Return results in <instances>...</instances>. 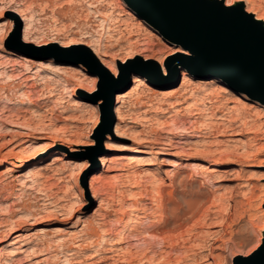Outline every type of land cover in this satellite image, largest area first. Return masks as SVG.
I'll return each mask as SVG.
<instances>
[{"label":"rangeland","instance_id":"1","mask_svg":"<svg viewBox=\"0 0 264 264\" xmlns=\"http://www.w3.org/2000/svg\"><path fill=\"white\" fill-rule=\"evenodd\" d=\"M234 3L264 16V0ZM132 5L131 0H0V107L8 105L0 108V246L14 238V229L29 243L20 260L8 258L6 264H38V259L59 264L66 257L69 264H128L131 252L137 259L165 255L169 264H235L264 243V103L215 75ZM69 38L81 50L59 59ZM105 45L110 55L101 56L109 63L124 53L139 64L115 76L94 51ZM142 47L150 58L139 53ZM184 71L194 81L185 86ZM205 76L225 82L208 93L197 82ZM78 81L83 86L74 91ZM77 93L90 98L77 101ZM117 107L125 112L122 120ZM174 121L187 132H172ZM136 136L151 141L141 160L127 165L119 178H107L101 156L136 152L145 145ZM169 136L188 151L199 145L215 155H186L181 146L154 143ZM40 149L45 153L35 154ZM193 159L201 161L197 170L189 166ZM206 165L209 171L220 169L209 182L201 172ZM225 167L232 171L223 172ZM94 177L97 199L90 190ZM159 188L170 205L176 188L200 189L204 208L214 216L205 224L197 222L199 216L182 218L185 231L173 248L150 241L105 250L110 245L101 243L104 231L117 237L137 206L143 204L146 213L158 209Z\"/></svg>","mask_w":264,"mask_h":264},{"label":"bare ground","instance_id":"2","mask_svg":"<svg viewBox=\"0 0 264 264\" xmlns=\"http://www.w3.org/2000/svg\"><path fill=\"white\" fill-rule=\"evenodd\" d=\"M234 4H233V6H230V7L236 8V11L238 13H246V14L251 15L255 21H257L258 23H260L264 27V16L259 15L258 13L255 12V10H253L251 8H246V7H242L239 5L235 6ZM95 12H96V16H100V10L99 9H96ZM18 13L21 14L22 16L24 15L20 12H18ZM24 16H26V15H24ZM23 18L25 19V17H23ZM1 25H3V24H1ZM30 37H31V30L29 27V23H26L25 29H24V41H28ZM85 44H88V43L85 42ZM61 47H62V49L58 50V58L59 59L68 60V59H70L71 54H74V53L79 52L81 50V47L79 46L78 42L73 40L72 38H69V39L65 40L64 42H62ZM127 48H128L129 52L134 51L135 45L133 44L132 41H130V40L128 41ZM43 49H45V48H42V50ZM148 50L149 49L147 47H142V48L138 49L139 53L143 54L144 58H146V59L150 58L149 54H151V53L146 52ZM175 50L176 51H185V50H182L180 48H176ZM94 51H95L96 55L100 58V61L104 65V67H107L115 76L121 75V68H129V67H133V66L135 67L139 64L138 61L130 60L129 56H127L124 53L119 54V56L115 59V61H113L112 63H109L103 56H101V55H104V56L110 55V51H109L107 45H105V47L97 46L94 49ZM160 63H161V67L165 70L164 72L166 73L167 69L165 68V65L163 64V62L161 60H160ZM169 74H171L173 77H175V72H170ZM80 79L78 78V80H80ZM134 80L139 81L140 78L137 76V77H135ZM190 81L194 82L188 76L186 71H184L183 85L184 84L186 85ZM223 81L224 80L216 79V78L214 79L212 77H206L205 76L203 78H200L197 82L202 84L201 85L202 91L210 93V92H212V90H214L217 86L220 85L219 82H223ZM169 82L170 81H163V82L161 81V83H163V84H168ZM73 86H74V91H75V89H78L79 87H81L83 85H82L81 81H78ZM88 98H90V96H87L83 93H77L75 100L84 101V99H88ZM7 100L11 101L10 99H7ZM6 102L7 101L3 102V104L0 107L1 109L8 107ZM116 111L118 114L117 115L118 119L122 120L123 117L125 116V112L122 110L121 107H117ZM43 129L44 128H42V131L47 130V129H45V130H43ZM169 129L172 132L174 131L175 133H177L178 131L187 132V129H186V127H184L183 124H180V123L175 122V121L172 122V125L169 127ZM236 134H240V132L238 131ZM196 136L200 137L201 135L199 133H196ZM134 139H136L137 141H139L145 145L138 147V150L136 152H131L128 154H123V155L122 154L117 155L116 156L117 159H115L114 156L109 155V154H104L101 156L100 159H101L102 165L107 166V169H106L107 173L105 174V176L107 178H113V179L119 178L118 177L119 172L126 170L127 165H133L135 163H138L141 160V158L143 157V153H145L147 151V147L149 145L147 142H151V141H150V139H147V138L145 139L144 137H141V136H136ZM157 139H154V143L161 144L162 148L178 149L181 146V152H184V154H186V155L214 156L215 152H216V151L210 150L208 147L199 146V145H195V146L190 145L188 147V148H190V151H188L187 149L182 147V145H179L177 143V141H179V140H173V137H171V136L164 138L161 141L157 140ZM188 142H197V141L193 140V139H189ZM126 148L131 149L133 147L131 145H129V147H126ZM44 150H46V149L37 150V151H35L36 152L35 154L40 155L42 152H44ZM185 158H188V157L185 156ZM226 158H231V157L229 155H227ZM110 163H113V164H110ZM199 165H201L200 159H193V161H191L189 166L191 169L197 170L199 168ZM207 166L208 165H206V167L204 169H202L201 172L204 175V179L209 182L211 180V177L214 175L212 173L218 172L220 169L218 167H214L213 169L211 168L209 171L210 167L209 166L207 167ZM230 170H231V168H229V167H225L222 169V171L225 173L230 172ZM130 172H132V173L135 172V168H131ZM182 172H181L180 181H182L183 177H184ZM19 175H22V174H19ZM185 182H186V180H185ZM119 186H120V183H119V181H117L116 185H115V189L116 188L118 189ZM90 190H91L92 196L95 199H97L100 196L99 195L100 194L99 189L96 186L95 177L92 178V180H91ZM199 190L200 189H198L195 192L190 191L188 193L185 188L184 189L182 188V190H179L176 188L173 195L175 196V194H176L177 197H176L175 201L171 202L172 205H170V201L166 200L168 198L165 199L164 190L162 188H159L157 190V192H158V197L161 201V204L159 205L158 209H153L151 212L146 213L145 207L142 206L143 204L141 206H137L133 209V211L130 213L128 219L126 220L125 225H124V230L118 232V234L116 232L117 237H113V233L111 231H108V230L104 231V233L102 235L101 243L110 245V247L108 249H105V250L111 249V250L116 251V250H120L121 248L124 249V247L122 246L123 243H131V244L141 245V244L148 243L150 241H153L154 243H161L162 246L166 245V243H168L169 247L173 248L177 243V241L175 239L177 237L179 238L181 236V234L185 231V229H183L185 221H183L184 219L182 220V218H184L185 216H188V214H189V217L191 219L192 218L196 219L195 217L199 216L197 218V222L201 221L205 224L206 221L212 215V213L209 211V208L208 209H207V207L204 208V203H203V199H202L203 193L200 192ZM141 192L143 193V191H141ZM178 194H180L181 201L178 197ZM149 198H150V196H149ZM164 199L167 201L166 203L163 201ZM155 204H156V202H155ZM176 204L178 206H176ZM223 205L224 204H222V208L224 209ZM157 212H158V214H157ZM28 213L34 214L32 211H28ZM156 214L159 215L158 218L156 217L157 219H155ZM212 216H214V215H212ZM189 217H187L186 219H189ZM194 221H196V220H194ZM161 222H164V224L161 225L162 224ZM17 230H19V229H14L11 232V233H15L14 238L6 240L4 247L0 246V264H6L8 262V258L11 259V262H13L15 260H17V261L20 260V254L22 252H24L22 247L23 246H29L28 245L29 243L22 239V236H23L22 233L18 232ZM186 230H188V229H186ZM148 245H149V243H148ZM5 251L8 252V254H9L8 257L4 256ZM66 254H67V256H71L73 254V252L69 251ZM129 254H130V256H129V261L127 262L128 264H140L141 260H142L141 262H144L146 264L147 263L148 264H167L168 263L165 255H161L159 258H157L155 256H148L146 254L142 258L137 259L136 256H133L134 255L133 252H131ZM162 258H165L166 261L162 260ZM37 262H38V264H44V261L39 260V259L37 260ZM69 262H70L69 258L66 257L63 261H60L59 264H69Z\"/></svg>","mask_w":264,"mask_h":264},{"label":"water","instance_id":"3","mask_svg":"<svg viewBox=\"0 0 264 264\" xmlns=\"http://www.w3.org/2000/svg\"><path fill=\"white\" fill-rule=\"evenodd\" d=\"M141 15L185 45L228 83L247 90L264 103V27L236 8L226 17L214 0H131ZM225 7H230L225 5ZM235 264H264V243Z\"/></svg>","mask_w":264,"mask_h":264},{"label":"snow or ice","instance_id":"4","mask_svg":"<svg viewBox=\"0 0 264 264\" xmlns=\"http://www.w3.org/2000/svg\"><path fill=\"white\" fill-rule=\"evenodd\" d=\"M225 4L232 6L234 4V0H214V7L215 9L224 17L228 16L232 11V7H225ZM185 43V49L192 48V51H195V48H193L190 44L187 42ZM157 71H160L159 65H157Z\"/></svg>","mask_w":264,"mask_h":264}]
</instances>
